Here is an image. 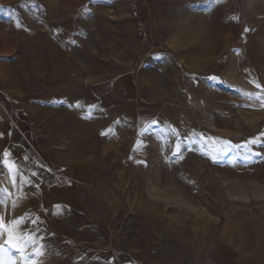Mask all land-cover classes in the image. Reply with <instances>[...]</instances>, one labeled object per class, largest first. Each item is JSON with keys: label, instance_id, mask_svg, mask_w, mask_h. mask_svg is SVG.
Wrapping results in <instances>:
<instances>
[{"label": "rangeland", "instance_id": "374dc122", "mask_svg": "<svg viewBox=\"0 0 264 264\" xmlns=\"http://www.w3.org/2000/svg\"><path fill=\"white\" fill-rule=\"evenodd\" d=\"M253 82L264 0H0L6 227L39 264H259Z\"/></svg>", "mask_w": 264, "mask_h": 264}, {"label": "snow or ice", "instance_id": "6c2138e0", "mask_svg": "<svg viewBox=\"0 0 264 264\" xmlns=\"http://www.w3.org/2000/svg\"><path fill=\"white\" fill-rule=\"evenodd\" d=\"M215 79V78H213ZM255 83V82H253ZM255 87L257 89H261L262 92H264V88L258 83H255ZM245 98L248 101H256L258 102V106L260 108H264V95L261 93L256 94H250V93H244L243 94ZM255 105L249 103L245 105H241V107H254ZM104 133H102L103 135ZM175 135V132H173ZM264 135V133H262ZM258 142L257 139H252L247 141V144H256ZM230 142H225V145L229 144ZM219 151V150H218ZM5 157L9 155V153L6 151L3 154ZM173 155L179 156L182 159L181 155V145L178 143L175 147V151ZM215 160V157H213ZM245 159H248V157H245ZM5 165L3 162H0V171H3ZM19 164L16 165V170L19 171ZM9 174L11 173V169L8 170ZM35 175V173H33ZM30 183V181H28ZM3 190L0 189V192ZM4 201V197L0 196V204H2ZM0 230L7 232V240L4 241L5 244H7L9 247L13 248L15 251H17L20 254V264H39V261L37 260V257L41 254L39 249H33L32 252L26 251L28 246V241L32 239L31 236L25 237L23 235V229L20 227V221L14 220L13 222L9 223L6 227V222L3 218V216H0ZM20 231V235H17V231ZM0 248H3V245H0ZM5 264H16L13 260H8L5 262Z\"/></svg>", "mask_w": 264, "mask_h": 264}, {"label": "crops", "instance_id": "0c3cea01", "mask_svg": "<svg viewBox=\"0 0 264 264\" xmlns=\"http://www.w3.org/2000/svg\"><path fill=\"white\" fill-rule=\"evenodd\" d=\"M218 261H219L218 264H222V263H221V259H219ZM238 261H240V264H254L252 258L247 257V256L244 257V258H240V259H238ZM259 264H264V261H260Z\"/></svg>", "mask_w": 264, "mask_h": 264}]
</instances>
